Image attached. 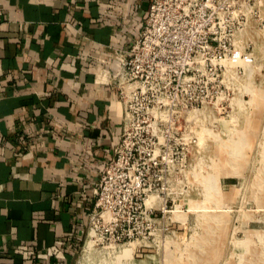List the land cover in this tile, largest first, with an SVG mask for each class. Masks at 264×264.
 I'll list each match as a JSON object with an SVG mask.
<instances>
[{
    "label": "crops",
    "instance_id": "crops-1",
    "mask_svg": "<svg viewBox=\"0 0 264 264\" xmlns=\"http://www.w3.org/2000/svg\"><path fill=\"white\" fill-rule=\"evenodd\" d=\"M151 0H0V264H74L122 105L100 73Z\"/></svg>",
    "mask_w": 264,
    "mask_h": 264
},
{
    "label": "built area",
    "instance_id": "built-area-1",
    "mask_svg": "<svg viewBox=\"0 0 264 264\" xmlns=\"http://www.w3.org/2000/svg\"><path fill=\"white\" fill-rule=\"evenodd\" d=\"M238 3L151 0L135 43L101 71L99 81L116 89L123 117L114 156L93 188L87 233L95 231L96 244L144 237L154 214L173 204L174 183L197 143L185 114L204 105L224 108L228 74L240 75L238 63L246 60L234 45ZM150 197L155 201L147 205Z\"/></svg>",
    "mask_w": 264,
    "mask_h": 264
},
{
    "label": "rangeland",
    "instance_id": "rangeland-1",
    "mask_svg": "<svg viewBox=\"0 0 264 264\" xmlns=\"http://www.w3.org/2000/svg\"><path fill=\"white\" fill-rule=\"evenodd\" d=\"M236 12L234 45L246 60L228 74L224 108L185 116L197 143L173 204L144 237L97 244L81 260L84 238L74 264H264V0H239Z\"/></svg>",
    "mask_w": 264,
    "mask_h": 264
},
{
    "label": "bare ground",
    "instance_id": "bare-ground-1",
    "mask_svg": "<svg viewBox=\"0 0 264 264\" xmlns=\"http://www.w3.org/2000/svg\"><path fill=\"white\" fill-rule=\"evenodd\" d=\"M189 113H191V111H188L185 116L189 115ZM155 201L154 197H150L148 199L147 205H151V203H153ZM100 240V238L98 236L95 235V231L94 230H89L87 233V237L86 240L84 241V245L82 247L81 253H83V255L81 256V260H86L87 258V254L91 253L92 248L95 249V246L97 245L96 243ZM101 244V243H99ZM112 246H116L115 244H109ZM107 246H104L102 249H106ZM83 262V261H82Z\"/></svg>",
    "mask_w": 264,
    "mask_h": 264
}]
</instances>
